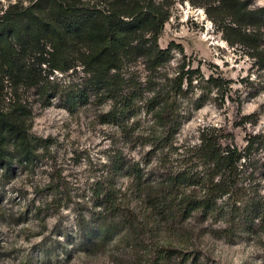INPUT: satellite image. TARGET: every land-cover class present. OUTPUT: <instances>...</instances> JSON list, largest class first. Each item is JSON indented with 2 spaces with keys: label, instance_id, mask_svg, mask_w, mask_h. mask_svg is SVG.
Instances as JSON below:
<instances>
[{
  "label": "trees",
  "instance_id": "1",
  "mask_svg": "<svg viewBox=\"0 0 264 264\" xmlns=\"http://www.w3.org/2000/svg\"><path fill=\"white\" fill-rule=\"evenodd\" d=\"M6 1L0 0V183L14 166L32 164L45 147L30 131L28 95L35 89L45 96L42 81L55 70L85 76L84 85L65 95L68 111L108 102L100 122L121 126L144 111L149 117L140 138L154 148L172 143L185 117L184 101L198 109L213 96L223 98L229 86L221 75H205L201 65L194 66L183 48L160 47L169 0ZM239 1L218 0L226 8ZM221 138L214 128L202 129L198 143L182 155L183 161L191 156V165L162 177H152L153 170L130 155L115 154L85 202L97 219L89 244L119 242L125 230L146 244L139 234L148 233L149 225L172 228L192 219L217 224L210 231L227 240L264 229V193L240 181L241 153ZM119 176L129 180L128 188L118 185ZM175 252L159 246L145 264L167 262ZM198 259L192 257V264Z\"/></svg>",
  "mask_w": 264,
  "mask_h": 264
},
{
  "label": "rangeland",
  "instance_id": "2",
  "mask_svg": "<svg viewBox=\"0 0 264 264\" xmlns=\"http://www.w3.org/2000/svg\"><path fill=\"white\" fill-rule=\"evenodd\" d=\"M167 9L160 47L175 52L181 47L205 75H221L229 84L224 97L213 96L198 109L184 101L185 117L172 143L154 148L140 138L149 117L144 111L122 126L100 122L108 102L68 111L65 95L84 85L85 76L80 70H55L42 81L45 96L35 89L28 95L30 131L45 147L32 164L14 166L1 177L0 264H145L159 246L177 252L158 264H192L195 255L198 264H264V229L227 240L210 231L217 225L210 220L172 228L151 224L148 233L139 234L146 244L126 230L119 242L89 244L97 223L85 204L91 201L89 189L118 152L152 169V177H162L189 167L193 160L183 161L184 151L198 143L202 129L214 128L241 153L240 181L264 193V0H240L232 8L219 7L218 0H169ZM117 183L129 186L124 176ZM133 205L137 209L139 203ZM184 254L188 260L182 262Z\"/></svg>",
  "mask_w": 264,
  "mask_h": 264
}]
</instances>
